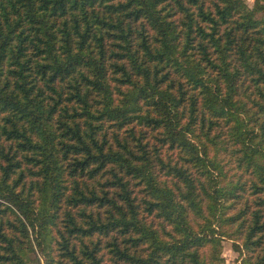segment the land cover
<instances>
[{
  "label": "trees",
  "instance_id": "trees-1",
  "mask_svg": "<svg viewBox=\"0 0 264 264\" xmlns=\"http://www.w3.org/2000/svg\"><path fill=\"white\" fill-rule=\"evenodd\" d=\"M264 264V0H0V264Z\"/></svg>",
  "mask_w": 264,
  "mask_h": 264
},
{
  "label": "rangeland",
  "instance_id": "rangeland-1",
  "mask_svg": "<svg viewBox=\"0 0 264 264\" xmlns=\"http://www.w3.org/2000/svg\"><path fill=\"white\" fill-rule=\"evenodd\" d=\"M252 6L255 0H246ZM33 246L35 249L30 253L32 261L29 264H43V256L41 250L36 245L35 235L30 230ZM221 256L224 258L225 264H241L242 252L236 248L234 240L229 237L222 238L221 241Z\"/></svg>",
  "mask_w": 264,
  "mask_h": 264
}]
</instances>
